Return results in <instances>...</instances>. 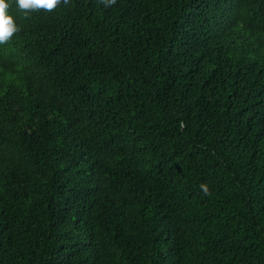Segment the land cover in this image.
<instances>
[{
    "label": "trees",
    "instance_id": "obj_1",
    "mask_svg": "<svg viewBox=\"0 0 264 264\" xmlns=\"http://www.w3.org/2000/svg\"><path fill=\"white\" fill-rule=\"evenodd\" d=\"M7 2L0 264H264V0Z\"/></svg>",
    "mask_w": 264,
    "mask_h": 264
},
{
    "label": "clouds",
    "instance_id": "obj_2",
    "mask_svg": "<svg viewBox=\"0 0 264 264\" xmlns=\"http://www.w3.org/2000/svg\"><path fill=\"white\" fill-rule=\"evenodd\" d=\"M61 0H15L16 7L20 10H51L55 8ZM105 6L114 3V0H104ZM7 0H0V44L9 40L14 32L18 31V25L14 22L12 14L8 11ZM206 194L208 189L204 182L199 185Z\"/></svg>",
    "mask_w": 264,
    "mask_h": 264
}]
</instances>
